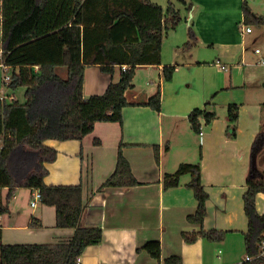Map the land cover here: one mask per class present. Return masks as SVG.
Returning a JSON list of instances; mask_svg holds the SVG:
<instances>
[{
  "label": "crops",
  "instance_id": "obj_1",
  "mask_svg": "<svg viewBox=\"0 0 264 264\" xmlns=\"http://www.w3.org/2000/svg\"><path fill=\"white\" fill-rule=\"evenodd\" d=\"M244 1L248 2L184 0L188 25H181V14L175 26L171 15L167 16L161 63L135 68L133 85L125 92L130 104L123 108L122 121L97 122L82 140L46 141L58 151L57 159L47 163L46 183L82 184L86 205L82 224L103 230L101 242L84 250L81 264H166L164 260L173 255L180 256L182 264H237L248 256L239 258L245 248L244 233L248 230L243 195L247 191L252 145L260 134L264 135V64L261 62L264 50L255 52L256 43H264V26L253 35L254 29L245 22ZM174 7L180 12V8ZM251 11L253 15H263ZM191 22L197 43L184 50ZM1 41L0 23V45ZM207 46L215 51L211 59L202 58L206 53L202 47ZM172 65L175 66L172 79L166 80L164 69ZM0 67L3 69L1 64ZM128 67L117 64L109 73L100 64L88 65L84 73V97L104 93ZM9 71L19 72V68L10 67ZM57 71L63 78L68 75L66 67H58ZM159 90L162 106L157 111L145 103ZM234 103L239 105L235 137L230 132L234 124L229 122L226 112L224 117L217 115L211 124L199 117L200 132H195L190 118L195 109L217 112L216 104L228 109ZM202 123L207 125L206 132L202 130ZM198 134L202 139L195 154L191 149L193 138ZM97 139L99 144L95 142ZM155 145L159 146V162L155 158ZM120 146L139 184L99 190L115 170ZM1 147L0 138V150ZM174 148L183 154L172 153ZM187 161L200 162L201 180L210 195L203 224L188 220L198 206L188 186L194 175H183L178 186H164L165 175L174 173ZM257 163L264 169V146ZM4 192L7 201L8 189H2V195ZM32 192L18 188L9 200V211L0 215L2 242L49 244L70 240L74 229L56 226L55 206L43 204L41 200L32 206ZM256 204L263 214L264 193L257 195ZM202 228L224 230L225 238L209 241L200 237L193 243L185 241L183 231L198 232ZM149 241L161 243L160 259L152 257L144 248Z\"/></svg>",
  "mask_w": 264,
  "mask_h": 264
},
{
  "label": "trees",
  "instance_id": "obj_2",
  "mask_svg": "<svg viewBox=\"0 0 264 264\" xmlns=\"http://www.w3.org/2000/svg\"><path fill=\"white\" fill-rule=\"evenodd\" d=\"M184 2V0H181ZM243 12L247 25L264 26L263 15H253L247 1ZM3 51L2 62L19 72L10 73L4 83L15 91L25 87L26 100L21 103L12 95L2 98L0 90V215L9 211V200L18 188L39 191L41 202L56 207V226L72 228V238L57 243L2 242L0 228V264H81L80 257L89 245L98 244L103 230L84 226L85 211L82 184H47V163L57 159L56 148L47 140H82L97 122L122 121L123 108L130 103L125 92L132 87L135 68L144 64H160L167 18L173 26L180 21V12L169 0L167 10L150 0H2L0 6ZM197 43L194 24L188 26V41L183 49ZM100 64L104 72L114 65H127L120 79L111 82L104 93L84 97V73L88 65ZM58 67H66L63 78ZM175 66L165 67V79H172ZM160 111L162 95L159 90L146 103ZM231 136L239 117V105L228 106ZM211 124L214 111L195 109L190 116L194 130L200 132L199 117ZM263 133L252 145V158L246 176L247 191L243 195L248 230L244 233L246 254L252 259L237 264H264L260 243L264 240V213L257 209V195L264 193V169L257 163L264 146ZM96 144L100 141L97 139ZM119 148L113 173L102 183L105 187H131L138 183L130 162ZM159 162V146H154ZM192 174L188 183L198 201L197 210L188 216L192 223L203 224L208 214L210 197L201 180V164L182 162L176 171L166 174V188L178 186L180 178ZM8 189L7 201L2 189ZM40 225V224H38ZM185 241L193 243L200 237L222 241L226 231L202 228L198 232L183 231ZM144 248L154 258H161V243L149 241ZM166 264H182L180 256H170Z\"/></svg>",
  "mask_w": 264,
  "mask_h": 264
},
{
  "label": "rangeland",
  "instance_id": "obj_3",
  "mask_svg": "<svg viewBox=\"0 0 264 264\" xmlns=\"http://www.w3.org/2000/svg\"><path fill=\"white\" fill-rule=\"evenodd\" d=\"M154 1L160 3L164 7V9L167 10L168 5H169V0H154ZM171 2H173V4L177 8H180V14L182 16V19L180 21L181 25H185V26L188 25V23L186 22V18H185V16H187V11L185 9L184 3L181 0H171ZM248 5L255 12L260 13V14H263V16H264V0H248ZM188 16H190V13H188ZM194 18H195V12H194ZM251 26L254 29L253 35L257 34V32L260 29V26H257V25H251ZM243 27L245 29L247 26L246 25H243ZM255 46H258V48L264 50V43L263 42H258V43H256ZM202 51L203 52H206L205 54L202 55V58H205V59H211V58H213L214 52H215L214 49H212L209 46H207V47H202ZM63 71H64V69H62L60 72H63ZM11 75H12V73H11ZM2 89L3 90L5 89L4 91L6 92L7 95H13L14 98H16L21 103H23L26 100V97H25L26 88L25 87H19L17 90L12 91L8 87V83H6V84L4 83V79H3V69L0 67V90H2ZM187 90L189 91L190 89L187 88ZM217 103H218V101H217ZM219 104H222V103H219ZM219 104H216L218 106V109H217L218 111L216 112V114L217 115H220L221 117H224L225 116V112L228 114V111H227L228 109L227 108H224L226 106H222V105H219ZM208 109H210V107H208ZM212 111H214V110L212 109ZM202 130H203V132L204 131L206 132L208 130L207 125L204 124V123H202ZM192 135H193V133H192ZM201 139L202 138H201V136L199 134H198L197 137H194L193 138V143L192 144H194V147L191 149V152H193L195 154H196V152H199V145L201 144V141H200ZM176 151H177L178 156H180L181 153L183 154V152H181L179 150H176V148H174V150L172 151V153H176ZM202 152H204L203 149H202ZM206 152L207 153L209 152V153H212L213 154L214 151H212V150H206ZM187 156H189V158L191 157L190 155H186L185 157H187ZM187 162L188 163H192L191 161H187ZM21 191H23V190H21ZM2 199L4 200V202H6V193L5 192L2 195ZM262 206L263 205L261 204V207ZM235 241H238V239L236 238ZM220 248H222V246H219V249ZM221 255L223 256V254H221ZM241 256L242 257H239V258H243V259L246 256V250H245V248H244L243 253H242Z\"/></svg>",
  "mask_w": 264,
  "mask_h": 264
},
{
  "label": "built area",
  "instance_id": "obj_4",
  "mask_svg": "<svg viewBox=\"0 0 264 264\" xmlns=\"http://www.w3.org/2000/svg\"><path fill=\"white\" fill-rule=\"evenodd\" d=\"M2 4V0H0V6ZM0 17H1V13H0ZM247 31H251V28L250 27H247ZM256 53H260L261 52V49L257 48L255 50ZM2 55H3V51L0 50V64L2 65L3 69H4V76H3V79L4 80H8L10 78V76L8 75L9 74V67L6 66L3 62H2ZM261 62L264 64V58L261 60ZM218 64H219V61H218ZM220 67L224 70H228V67H226V65H223V64H220ZM126 70V68H125ZM2 98H5L6 95L4 94V91L2 89ZM32 195L34 197V199L32 200L31 204L32 206H35L37 201H40L41 200V194L39 191L35 190L32 192ZM264 254V240L261 241L260 243V255H263ZM249 259H252V257L250 256H247L246 257V260H249Z\"/></svg>",
  "mask_w": 264,
  "mask_h": 264
}]
</instances>
